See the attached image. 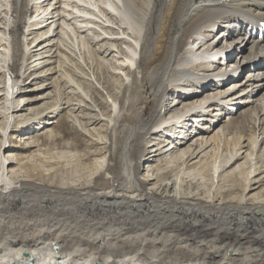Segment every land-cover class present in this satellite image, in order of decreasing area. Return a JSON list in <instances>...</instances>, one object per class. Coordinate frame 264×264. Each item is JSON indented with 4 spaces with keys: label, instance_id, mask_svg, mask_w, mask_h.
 <instances>
[{
    "label": "bare ground",
    "instance_id": "1",
    "mask_svg": "<svg viewBox=\"0 0 264 264\" xmlns=\"http://www.w3.org/2000/svg\"><path fill=\"white\" fill-rule=\"evenodd\" d=\"M45 1L0 0V34L7 36L0 37V117L10 115L6 127L0 123V264H264V216L257 214L264 212V199L253 201L256 194H250L253 185L264 181L255 178L260 157L253 155L259 144L256 131L263 129L264 135V0H82L75 4L78 14L72 23H65L69 15L61 22V32L52 29L53 22L43 25L48 18L31 16L43 10ZM97 9L128 38L119 33V38H106L111 27ZM31 17L35 20L29 23ZM73 21L80 26L75 28ZM221 28L224 33L215 39ZM89 30L100 38L93 43H120L123 66L134 65L139 72L128 69L129 83L121 95L113 93L115 114H94L95 119L107 117L104 130L110 132L111 147L103 142L90 164L83 162L89 151L76 158L51 148L42 163L46 174L30 164L19 165L24 171L17 175L11 169L17 163L8 153L10 145L2 153L1 146L19 125L45 111L53 117L67 110V120L80 125L79 134L90 133L88 122L72 113L85 102V88L94 92L92 79L109 71L98 58L100 51L80 35ZM68 41L76 43L89 71L97 69L92 77L77 72L78 63L69 66ZM111 51L108 47L102 53L109 56ZM245 73L246 78L236 81ZM30 75L33 82H50H38L32 88L38 96L25 100L21 87ZM211 82L223 91L207 89ZM227 84L231 86L225 90ZM105 88L112 91L113 83ZM77 96L80 101L72 104ZM44 99L49 101L46 110L32 119L14 120L5 139L13 115ZM230 106L247 109L232 117ZM253 106H259L258 115ZM202 121L209 127L202 129ZM193 124L212 135L186 145L196 134ZM157 135L167 139L159 136L163 145L155 147L150 141ZM48 136L52 142L60 132ZM98 139L103 141L100 135ZM221 148H229L230 156L218 166L216 150ZM115 157L117 168L110 163ZM239 160L243 162L236 164ZM143 161L157 164L146 178L139 174ZM211 161L212 170L207 166ZM191 167V174L185 173ZM73 171L78 181L67 184L65 176ZM198 173L201 180L207 177L217 186L226 182L228 188L212 199L197 197L186 180ZM238 187L240 193L234 195Z\"/></svg>",
    "mask_w": 264,
    "mask_h": 264
},
{
    "label": "rangeland",
    "instance_id": "2",
    "mask_svg": "<svg viewBox=\"0 0 264 264\" xmlns=\"http://www.w3.org/2000/svg\"><path fill=\"white\" fill-rule=\"evenodd\" d=\"M6 1H8V0H6ZM36 1L38 3V2H41L42 0H36ZM80 1H82V0H50V1L47 0V1H45L47 3L41 4L42 6H45V7H43L44 12H43V10H40V11L37 12V14L36 13H33V14L31 13V16L34 17L35 19H37L36 17H38V16L39 17H43V18H41V21L48 18V21L46 23H44L43 25L53 22L52 23V25H53L52 29H55L56 32H61L60 31L61 30L60 27H63V26H61L62 25L61 22L64 21L63 19H67L68 15H69V18H68V20L65 23L66 24H69V23L71 24L72 23V20H73L72 17H75V15L78 14V13L77 14L74 13L75 12L74 11V7H76L75 4L79 3ZM104 1H106V0H104ZM45 4H47V5H45ZM31 6H32V4H31ZM38 6H40V5H38ZM33 11L34 10H32V12ZM96 14H97V16L100 17V19L106 20L105 17L100 15L98 9L96 11ZM32 17H31V20H29V23L35 20V19H32ZM106 18H108V17H106ZM77 20H79V19H77ZM106 21H107L106 23L111 27V31L109 32V35H105L106 38H108V37L109 38L110 37H116L117 38L118 36L119 37L121 36V37H124V38H128V36H126V35L122 36V33H121L122 30H119L118 26L112 25L110 23V21L108 22V20H106ZM77 25L80 26L79 23H77V24L75 23L73 26L76 28ZM89 31H91V30H89ZM112 32H113V34H112ZM116 33H119V35L116 34ZM223 33H224V30L221 28L220 29V33L217 36H215V39L216 38H220V36ZM80 35H81V37L85 38L86 42H89V44H90V46H92L93 50L95 49L96 51H98V50L100 51V52L97 53L98 54V58L104 60V66L109 71L105 75L103 73L102 74L100 73L101 75L96 77V79H97L96 81H95L94 78H93L94 80L92 79L91 86H92V89L94 90V92H92L88 88H85V89H87L86 90L87 91V97L85 98V102L84 103H82L81 105L78 104V102L80 101V98H78L79 96L76 97L77 98L76 101L74 99L73 100L71 99L73 101L72 104H75V105L78 104L79 105V107H78V105H76L77 107L73 106V107H76V109L72 113V116L75 117V115H78V116L80 115L79 117L82 120H80V119L79 120L81 122H83V123L85 121L88 122L89 125H87L86 129H88V132L90 131V133H86L87 137L83 136V135L81 136V134H79V132L81 131L80 125L78 123H74L75 120H73V119L67 120V118H68L67 110L60 111L57 115H54L53 117H52L53 114L51 115L49 111H45V112H43L41 114L40 112L46 110L45 107L49 106L48 104H46L47 102H49L48 100H46V99L40 100V101H37V103L33 102V104L29 102V105H27L25 107V110L17 112V113H15L13 115V117L11 119L9 118L10 119L9 121H11V122H10L9 127L7 125L8 129L6 130V135H5L4 138L7 139L8 133L10 131V127L13 125V123H14L13 121L14 120L15 121L19 120V119L22 120L23 118L32 119L33 118L32 115L34 113H37V112L40 113V115L37 116L36 120H33V121L31 120L28 124H21V125H19L20 126L19 128H17V127L14 128V132L13 131L10 132V135L8 137V143H3L2 144L3 146H1V153H2L8 147V145H10V150H9L8 153L10 155H12L13 157L15 156L14 157V158H16L15 162L17 163L15 165H13L11 169H13V171H16L17 175L18 174L22 175L23 174L22 172L24 171V170H20L19 167L28 166L30 164L39 165L38 171L39 170L40 171L43 170V173L46 174V172H44V171L47 168L42 163L46 162V158L48 157L44 153H46V150H49L51 148H55V147H56V149L58 148L57 152H60V151L61 152H65V153L69 152L70 155H74V156H76V158H78V156L80 154L85 153L84 151H89L91 153V155L89 156L88 159L83 160V162L86 163V164H90V162L92 160H94L95 158L97 159L99 157V152H98V151H100L99 148H101V147L103 148L105 142L107 143L106 146L109 149L111 147L110 146V143H111V141H110L111 140L110 139V132L106 131L107 133H105V130H104L105 129V125H106V121H107V117L106 116H102L101 117L102 119L100 117H97L96 119H101V121L100 122H98V121L95 122V120H96L95 116L97 114L100 115L101 112H103L107 116L111 115V113L114 110L113 107L116 104V103L115 104L112 103V100L114 99L112 97L113 93H115L117 95H121L124 86L126 84H128L129 80H130L129 77H128V69H130V71H134V69L136 67L134 65L130 66V68H129V65L125 66V67L123 66V64L127 65V63H126V58L123 55H121L120 52H119L118 47L120 46V43L116 42L115 46H111V44H108V43H112L114 45L113 42H111V41L108 42L107 40L99 41L97 43L96 42L93 43L94 39H96V41L100 40L97 32H93V31H91V32L85 31V33H81ZM0 37L3 38L4 40H7V38H6L7 36H3V35L0 34ZM97 37L99 39H97ZM103 37H104V35H103ZM224 37H226V35H224ZM71 38L75 42L74 37L71 36ZM132 43L134 44L133 41H132ZM116 44L119 45V46L117 47ZM223 44H224V40H222L221 43H219L218 46H221ZM67 46L70 49V50H68L69 52L67 54L68 60H71V63H69V66L71 64L78 63L79 66L77 65L78 67L76 68L77 72H82V70H84L86 73L88 72L87 74H89L90 72L91 73L92 72L96 73L95 72V70L97 71L96 68H94L95 70L91 69V71H89L87 64L85 62H83L84 60L81 57V55L79 54V51H78L77 46H76V43H75V46L74 45L72 46V42L68 41L67 42ZM107 46L109 47L110 50L112 49L114 51V52L111 51L112 53L109 56H107V54H105V53H102L104 49H108ZM121 46H125V45L121 44ZM134 48H137V44H135ZM73 51H74V53H73ZM137 51H139L138 48H137ZM139 54H140V51H139ZM90 63H91V61H90ZM120 65H121V67L124 70L123 69H121V70L118 69ZM93 66H94V64H93ZM82 67H83V69H82ZM73 68H75V67L73 66ZM115 70L117 72H115ZM135 71L137 73H139L137 69H135ZM22 72H23V70H22ZM91 73L89 75L92 77L93 74H91ZM124 73H126V74H124ZM26 74L29 75V72H27ZM117 75H118V77H117ZM125 75H126V77H125ZM31 77H32V75L29 76L28 80H24L26 87L25 86L21 87L23 89V91H24V94H22L23 95L22 98H24L25 100L26 99L34 100L38 96V94H39L38 91L37 92L36 91H32L37 86L38 82L40 84H44V83H47V82L49 83L50 82V81H47V82H43L42 81L43 82L42 83L39 80H34L36 82H33L32 79H30ZM6 78H7V76H6ZM23 78L26 79V77H24V76L22 77V79ZM244 78H246V73L243 76H241L236 81H241ZM2 80H3V77H2V75H0V87H2ZM105 80L108 81V82H105ZM26 82L30 83L31 85H29ZM106 83L107 84L108 83H113L114 89L112 91H107L106 88H105V85H107ZM8 84L9 83L6 82V87L8 86ZM40 84H38V85H40ZM215 84L216 83H214V82L212 83L211 82L210 85H208L209 88H207V89L210 90L211 88H214V89L217 88V90L215 92L223 91L221 89L222 87H219V86H217L218 84H216V85ZM229 85L230 84L225 85L224 89L226 90V87H227V89H229L228 88ZM25 88H26V90H24ZM207 89H205V91ZM51 90H53V88ZM51 90H49V91H51ZM45 93H47V91ZM213 93H214V91H213ZM238 93H241V92L239 91ZM41 94H42V92H41ZM201 97H203V96H201ZM244 98L245 97H243V98L241 97V99H244ZM172 99H173V97H171L169 100L171 101ZM86 101H87V103H86ZM238 101H240V100H238ZM117 103H118V101H117ZM181 106H182V104L176 106V108H180ZM231 107H233L232 115H231L232 117H236V115H238L240 112H242L243 110L247 109V107L245 108L244 106L243 107L242 106H230V108ZM253 108L255 110L256 115H258V111L260 109L259 106H256V108H255V106H253ZM82 111H83V113H82ZM115 113L116 112L114 110V114ZM94 114H96V115H94ZM46 115H48V116L46 117ZM227 115H229V113H227L226 116H224L223 120H227ZM252 115H253V113L250 116L251 117H253V116L256 117V115H253V116ZM8 116H10V115H8ZM8 116L5 115V116L0 117V123L3 124L4 126L6 125V123L8 121L6 119ZM259 117H260L261 120L264 118V116L262 118L260 114H259ZM52 122H54L55 124L52 123ZM92 122L96 123V124L93 125ZM207 124L208 123L204 122V121L199 123V125L202 127V129L209 127V125H207ZM192 127H193V129L191 128V131H194V129H195L196 134H194V132H193L190 140L189 141L185 140V141H187L186 145H188L190 143H193L197 138H200V135H203L205 138L209 137V135H212V133L211 134L210 133H205V134L202 133V132H205V130L201 131V127L200 128L196 127V124H193ZM92 128L97 129L98 130L97 133H93L92 130H91ZM211 129H213V128H211ZM262 130H260L259 132L256 131L257 132L256 135L259 136V139H258L259 144L257 145L256 150H255L253 155H255V158L256 157L257 158L260 157V164L257 165V167L260 168V173L258 175H256L255 178H264V144L261 145V143H260L261 139L264 137V135H261ZM82 131H84V130H82ZM53 132H55L56 134H58L60 132V137L57 138V139H53L54 141L51 142L50 141L51 138L48 135H50V133H53ZM200 132H201V134H199ZM0 135L2 137V129H0ZM99 135H100L101 138H103V141H101V142L98 139ZM185 135H186V133H185ZM159 136H161L164 139H167V138L163 137V135L152 136V139H151L150 142H151V144H157L155 147L163 145V144L160 143L161 139H160ZM92 140L99 142L101 145H99V146L95 145V142L92 141ZM0 142H1V138H0ZM103 142H104V144H103ZM52 143H55L56 146H53ZM242 143H243V145H247L248 144V138H245L244 140H242ZM36 145H38V147H36ZM227 149H229V148H221L219 151L216 150V153L218 154L217 155L218 159L216 160V165L222 166L223 163L225 162V160H228L227 158L230 156V154H229V152H227ZM244 150H246V149H243L242 151H244ZM257 150H259V152ZM256 152H257V156H256ZM109 154H110V152L107 151V153L105 154V158L103 159V161L106 164L109 163V161H110V158H109L110 155ZM4 155H7V153H5ZM244 155L245 154L241 155V157H243ZM21 158H23L21 162L17 161V160H19ZM40 158L43 159V161L41 160V162H40L39 161ZM76 158H74V160ZM157 159L158 158H155V160H157ZM165 160H167V158H164V159H162V161H159V162L161 164H165V162H166ZM232 161H234V160H232ZM232 161H231V163H232ZM212 162L213 161H211L210 163L208 162L209 164L207 165L208 168L211 169V170H212L213 166L215 165V163L214 162L212 163ZM242 162H243V160H239L236 164H239V163H242ZM110 163L115 165L114 167L118 166V164L116 163V157ZM19 165H21V166H19ZM154 166H157V164L155 162L143 161L142 164H141V168L139 169L140 176L142 178H146L148 176V174H147L148 170L150 169V167H154ZM191 171H193V167L189 168V170H187L185 173H190L191 174ZM87 175L88 174H86V176ZM192 176L193 177H190V178H188L186 180V182H188V184H190L189 185L190 191L192 192V194L196 193L197 197H200V198H202L204 200H207L208 198L212 199L211 196L213 195V193H214L213 197H215L217 192L220 193V194H223V193H221V191H223L224 189L226 190V188H228L227 187L228 183H226V182H223L224 185L221 182V183H219L220 185L217 186L216 182H214V183H212L211 181L209 182L207 177H204L201 180L202 173L193 174ZM234 176L236 178L237 174H234ZM71 178H72V180H70ZM193 178H195V179L193 180ZM39 180H40V178L36 179V181H39ZM77 181H78V177H76V175L74 174V171L71 172L69 175L65 176V182L67 184H71L72 185V184L77 183ZM152 183H154V182H152ZM149 186L152 187L153 185L150 184ZM252 188H255V189H253L250 192V194H256V196L252 199L253 201L264 199V181L261 182L260 184L253 185ZM239 190H241L240 187H238V189H235L233 191V194L234 195L235 194L238 195L240 193ZM229 255H232V253L230 252ZM237 256L241 257L240 252L237 253Z\"/></svg>",
    "mask_w": 264,
    "mask_h": 264
},
{
    "label": "water",
    "instance_id": "3",
    "mask_svg": "<svg viewBox=\"0 0 264 264\" xmlns=\"http://www.w3.org/2000/svg\"><path fill=\"white\" fill-rule=\"evenodd\" d=\"M257 214H258V215H262V216H264V212H257ZM57 248H58V246H57ZM31 264H34L33 261H32Z\"/></svg>",
    "mask_w": 264,
    "mask_h": 264
}]
</instances>
